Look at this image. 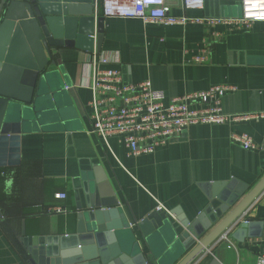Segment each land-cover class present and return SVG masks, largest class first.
Listing matches in <instances>:
<instances>
[{
	"label": "crops",
	"instance_id": "crops-1",
	"mask_svg": "<svg viewBox=\"0 0 264 264\" xmlns=\"http://www.w3.org/2000/svg\"><path fill=\"white\" fill-rule=\"evenodd\" d=\"M169 2L177 16L242 15L241 0H206L201 9H186L181 0ZM213 31L221 35H212ZM203 49L209 62H195ZM100 55L109 59L105 67L122 72L125 83L150 79L154 88L165 91L167 101L230 84L237 90L223 97L226 113L264 111V22L250 30L224 25L210 30L195 23L163 25L139 18H105ZM91 57V52L75 48L57 53V63L51 67L55 75L47 88L57 94L61 90L60 95L40 120L20 133L15 148L9 146L7 165L0 167V264H29L34 239L75 232L74 183L91 167H100L106 174L131 222L158 207L195 220L209 206L219 204L214 192L222 193L226 183L248 188L247 194L264 176V118L196 124L154 153L140 156L130 155L116 138L105 142L92 132L87 64ZM234 133L249 134L257 147L244 149L232 140ZM58 192H66L67 199H57ZM57 204L67 212L48 213ZM242 222L254 226L235 238L231 233L238 224L213 249L224 264H252L264 255V192ZM174 235L171 228L155 246L163 264H177L189 252L182 254L183 244ZM149 261L156 264L152 256Z\"/></svg>",
	"mask_w": 264,
	"mask_h": 264
},
{
	"label": "water",
	"instance_id": "water-1",
	"mask_svg": "<svg viewBox=\"0 0 264 264\" xmlns=\"http://www.w3.org/2000/svg\"><path fill=\"white\" fill-rule=\"evenodd\" d=\"M104 31L96 0H0V167L9 146L60 95L61 88L59 94L47 88L57 53L101 52ZM225 185L214 192L219 204L195 220L160 208L131 222L106 174L91 167L74 183L75 232L34 239L29 264H150L149 256L163 264L155 246L171 228L182 254L189 251L177 264H224L213 249L238 224L235 238L253 228L242 218L264 192V176L247 194L234 182Z\"/></svg>",
	"mask_w": 264,
	"mask_h": 264
},
{
	"label": "built area",
	"instance_id": "built-area-1",
	"mask_svg": "<svg viewBox=\"0 0 264 264\" xmlns=\"http://www.w3.org/2000/svg\"><path fill=\"white\" fill-rule=\"evenodd\" d=\"M205 1L181 0L186 9H201ZM96 4L105 18H139L145 23L163 25L195 23L205 25L210 30L220 25L228 26L231 30H250L254 24L264 22V0H241L242 15L238 18L177 16L172 13L169 0H96ZM211 34L221 35L218 31ZM204 42L209 44L207 39ZM194 61L209 62L205 49L194 57ZM87 64L92 90L89 103L92 107V132L108 144L111 138L120 140L133 156L154 153L159 146L166 145L196 124L264 118V111L232 114L223 110V97L237 90L234 85L217 84L167 101L165 91L154 88L150 79L125 83L119 69L105 67L109 59L100 52H93ZM231 138L246 150L257 147L249 134L234 133ZM67 196L66 192L55 195L59 200H65ZM63 212L67 211L59 204L48 209L51 214ZM252 264H264V255H259Z\"/></svg>",
	"mask_w": 264,
	"mask_h": 264
}]
</instances>
